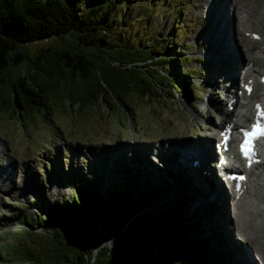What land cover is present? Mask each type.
Segmentation results:
<instances>
[{
	"label": "rangeland",
	"instance_id": "obj_1",
	"mask_svg": "<svg viewBox=\"0 0 264 264\" xmlns=\"http://www.w3.org/2000/svg\"><path fill=\"white\" fill-rule=\"evenodd\" d=\"M209 1L128 0L131 5L128 10L125 8L120 11L118 7L116 10V14L119 11L126 14L121 24L131 31L135 41L137 40L136 43L144 44L153 39L158 43L161 40L162 43H158L161 54L158 57L174 58L177 57L176 54L182 56L180 52L183 51V55L190 58L186 66L193 67L192 69L195 71L192 75L193 78L188 73L185 76L180 75L185 63H179L178 69L168 66H165L164 69V66H160L162 72L168 71L183 81L190 96L184 97L168 84H164L168 88L159 86L166 91V93H161L163 102L155 100L151 96L142 95L143 98H141L135 94L125 95L131 109L122 108L118 103L114 104L112 109L104 101L98 103L97 108H94L95 105L90 107H80L75 104L59 106L61 104H53L48 101L45 111L42 108L26 110L21 118H17L11 111L0 109V164L8 161L14 167L9 177L5 176L4 179H0V264H26V260H18L17 255L7 252L10 245H21L23 239L26 238L24 235L18 236V231L23 226L15 217L17 210L25 208L31 217L51 218L57 224L66 226L63 220L64 211L61 207L65 203H70L75 196L84 197V200L91 204L92 195L95 192L92 190L93 187L99 190L98 192L108 204H110V190L129 191V195L122 201L119 209L117 218L119 221L126 217V207L130 201L134 200L145 187L148 188L145 206L135 216H148L166 210L168 214L167 228L171 233L185 239L205 238L207 240L208 246L204 251H195L190 245L185 247L188 253L202 259L203 264H238L228 256L229 246L232 244L249 250L252 262L256 260L254 256L256 253L264 261V229L258 235V230L251 226L254 222L264 225V215H260L254 222L246 223L242 228H238L236 216L232 213L230 197L228 202L227 199L225 202V207L228 205V210L223 209V214L230 220L224 221L223 225L219 227L213 216L210 218L205 216L204 220H207V224L205 223L206 227H204L203 218L190 209V202L177 209L178 199L188 201L183 197L186 194L190 198L191 192L177 190L175 184L177 177L173 171L165 174V168H158L156 174H153L152 167H147L145 163L140 165L136 162L133 164L131 159L133 155H131L132 153L128 154L125 148L137 144L146 147L167 141L180 142L186 138H198L204 134L212 136L211 130L215 124L213 122H217L219 115L211 103L212 107H206L204 104L213 97L224 109L230 107L228 105L231 102L230 95L228 96L225 90L221 88L208 89L210 76L218 68H221L217 63L219 61L216 62L210 58L212 56L208 49L210 40L207 38L209 45L205 41L206 35L209 34L205 21ZM141 3L143 9H141ZM230 3L235 7H238L239 4L247 6L254 17L259 20L260 28L264 33V0H228L226 5L230 6ZM177 22L180 23L179 29L176 28ZM234 25L236 26L235 16L233 30L237 32ZM173 29L176 31L173 32ZM247 35L248 39L246 41L244 39V43L242 41L238 43L239 45L245 44L243 49L248 46L259 45L260 47V42L258 44V40L256 41L257 34L254 35L253 40L250 39L249 34ZM58 42L57 40L42 41L30 45L29 49L31 53H34L49 45H56ZM261 47L264 50V46ZM167 48H169V52L165 51ZM184 48L186 50H183ZM208 53L210 57L207 56ZM244 53L246 54V52ZM214 67L217 69L213 70ZM212 82L214 84L215 78ZM240 87L242 86L240 85ZM169 93H173L174 96ZM219 104L217 103V107ZM252 104L251 101V107ZM204 123H208L211 130L202 129ZM119 146L125 151V158L121 165L115 167V176L117 177L115 179L108 178L102 172L108 166L110 158L109 155L103 156L101 153L109 151L112 153ZM141 146L132 148L135 150ZM234 152L236 154L235 148ZM92 154L99 159L93 158ZM166 156L164 153L163 157ZM94 160L98 163H95ZM192 161L193 159L189 161V164ZM91 163L93 165L102 163L105 166L101 164V167L89 168ZM171 165L173 166V164ZM231 165H233L232 169L240 168V162L231 163ZM54 168H58L59 173H53L54 179L52 180L51 174ZM149 176L150 180L148 179V181L145 178ZM29 177L34 182L33 185L25 181ZM262 179L264 181V175ZM1 180L5 185H2ZM196 182L199 185L203 184L199 177ZM129 185L135 187L134 190L129 189ZM7 186L9 187L7 188ZM55 187L59 188L54 190ZM227 187L228 192L232 193L230 186L227 185ZM21 188L25 190L26 194L22 195ZM169 191L175 197L163 199L169 195ZM130 220L131 218L128 219V222ZM10 221L13 222L9 223ZM95 223L98 225V221ZM42 224L43 222H40L36 226V232L40 235L49 234L47 229H41ZM93 225L94 221L89 228H92ZM26 239L28 240L27 246L31 249L43 248L37 236ZM114 241L115 237L105 243L98 244L97 247L103 244L112 246ZM255 262L253 263L255 264ZM260 264L262 263L260 262Z\"/></svg>",
	"mask_w": 264,
	"mask_h": 264
},
{
	"label": "trees",
	"instance_id": "obj_2",
	"mask_svg": "<svg viewBox=\"0 0 264 264\" xmlns=\"http://www.w3.org/2000/svg\"><path fill=\"white\" fill-rule=\"evenodd\" d=\"M130 6L128 0H0V109L17 118L26 110L45 111L49 102L97 108L104 101L112 109L117 103L131 109L125 95L162 101L161 93L166 91L159 86L168 88L164 84L190 96L183 81L160 69H178L179 63H185L180 75L188 73L193 78V67L186 66L190 58L183 51L174 58L158 57L161 40L136 43L131 31L121 24L126 14L120 11ZM117 7L120 11L116 14ZM53 40L58 44L30 52V45ZM94 191L91 204L75 196L61 207L66 226L51 218L31 217L25 208L17 210L15 217L23 226L18 236H37L43 248L31 249L24 238L21 245H10L7 252L26 264H203L185 247L204 251L207 240L171 233L166 210L135 216L145 206L148 188L130 201L121 221L117 219L119 209L129 191L110 190V204L98 189ZM183 203L178 200L177 209ZM40 222L49 234L36 232ZM113 237L112 246L97 247Z\"/></svg>",
	"mask_w": 264,
	"mask_h": 264
},
{
	"label": "bare ground",
	"instance_id": "obj_3",
	"mask_svg": "<svg viewBox=\"0 0 264 264\" xmlns=\"http://www.w3.org/2000/svg\"><path fill=\"white\" fill-rule=\"evenodd\" d=\"M227 1L228 0H210L207 4L208 12H206L205 21L207 22L208 29H206L209 34L206 35L205 41L207 45H209L208 40H210L208 49L210 55H212L210 57L208 53L207 56L216 62L219 61L217 63L219 67H221L218 69L214 67L213 70H217L210 76V85H208V89L221 88L225 90L227 95H230L229 98L232 99L231 104L234 108L224 109L213 97L209 98V101L204 104L206 107L213 106V109L219 115L216 120L217 122H213V124L215 123L214 128L212 124V130L208 123H204L202 126V129L211 130L212 136L211 134H204L198 138H186L180 142L167 141L159 145L157 143L146 147L137 144L133 146L129 145L125 148L128 154L132 153L131 155H133V158L131 159L133 164H136V162L140 163V165L145 163L147 167H152L153 174H156L158 168H165V174L169 171H173L177 177V182L175 181L177 190L191 192L190 198L188 195H184L188 200L185 201V205L187 202H190V209L203 218L204 227H206L207 224V220H204L205 216H208V218L213 216L219 227L223 225L222 223L224 221L230 220L229 217L223 214V209H227L228 205L225 207V202L226 199L228 202V199L231 197L232 213L236 216L238 228H242L246 223L254 222L258 216L264 215V181L262 179L264 175V139L260 145V154L258 155L259 163L246 168L245 182L239 191L232 190V193L228 192L227 185L220 177L226 175L227 170L233 167L231 163H239L234 152L236 134L240 127L246 126V124H249L257 118V108H255V104L264 112V50L261 47L264 46V33L260 28L259 20H257V17H254L247 6L239 4L238 7H235L232 3H230V6H227ZM234 16L236 21L234 29L237 32L233 30ZM247 34L250 35V39L252 40L254 39V35L257 34L258 38H256V41L258 40V44L260 42V47L259 45L254 47L248 46L243 49V45L245 44L239 45L238 43H241V41L244 43V39L245 41L248 39ZM244 52H246V54ZM214 78L215 85L212 82ZM245 84L252 85L253 88L250 94H247V91L244 89ZM240 85L242 87H240ZM232 89H235V91H232ZM251 101L253 102L252 107L250 106ZM217 103L219 104L218 107ZM226 127H230L232 131L228 140L229 150H220L219 153H216L213 146L214 142H216V140L217 142L220 141L221 136H219V133ZM134 146H141V148L133 150L132 147ZM164 153L167 155L165 158L163 157ZM101 154L103 156L109 155L110 158L108 166L103 169L102 173L105 174V176L107 175L106 177L108 178L111 177L115 179V177H117L115 176V167L122 164V160L125 158V151L119 146L112 151V153L109 151L108 153ZM215 156L217 157V161L213 164L207 162L210 157ZM93 158H96V156ZM191 159L197 160V163L192 165L190 162L189 164ZM128 160L131 161L130 159ZM94 162L98 163L95 160ZM101 164L93 165L91 163L89 168H95L94 166L101 167L103 165ZM171 164H173V166ZM13 168V164L8 161L4 162L2 165L0 164V179H4L5 176L6 178L9 177L12 174L11 170ZM53 173H59L58 168H54L51 174L52 180L54 179ZM198 177L202 180L203 184L199 185L196 182ZM149 178L150 176L145 179L148 180ZM26 179L25 181L28 183L34 184L30 177ZM1 181L3 182L2 185H5L4 181ZM60 181L59 184H61ZM227 183L230 184V188L235 184L234 182ZM180 186L183 187L181 188ZM8 187L9 186H7V188ZM59 187H55L54 190ZM95 189L94 187L92 188V190ZM21 193L22 195L26 194L23 188H21ZM172 196L175 197V195L169 191V195H166L163 199H172ZM178 200H180V198ZM185 213H188V211H185ZM254 223H252L251 226L258 230L259 235V232L261 233L262 229H264V225ZM244 239L247 240L245 237ZM241 245L246 246L245 244ZM229 249L228 256L233 262L235 261L238 264H254L253 262L256 261L255 264H260V262L264 264V261L257 253L254 255L256 260L252 262V260H250L251 253L249 250L239 248L234 244L229 246ZM252 257L251 255V258Z\"/></svg>",
	"mask_w": 264,
	"mask_h": 264
},
{
	"label": "snow or ice",
	"instance_id": "obj_4",
	"mask_svg": "<svg viewBox=\"0 0 264 264\" xmlns=\"http://www.w3.org/2000/svg\"><path fill=\"white\" fill-rule=\"evenodd\" d=\"M249 137L255 136V135H264V128H261L259 123H257L256 126H254V130L247 134ZM242 151H245V154H248V142L246 141L244 145H242ZM242 179V177H241Z\"/></svg>",
	"mask_w": 264,
	"mask_h": 264
}]
</instances>
